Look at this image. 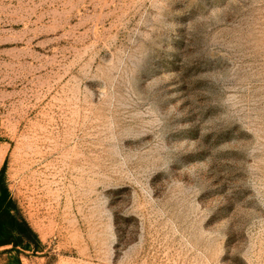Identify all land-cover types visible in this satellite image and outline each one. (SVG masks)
<instances>
[{"label":"rangeland","instance_id":"rangeland-1","mask_svg":"<svg viewBox=\"0 0 264 264\" xmlns=\"http://www.w3.org/2000/svg\"><path fill=\"white\" fill-rule=\"evenodd\" d=\"M0 264H264V0H0Z\"/></svg>","mask_w":264,"mask_h":264}]
</instances>
